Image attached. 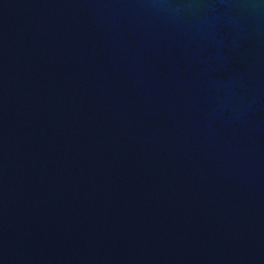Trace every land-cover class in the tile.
I'll return each instance as SVG.
<instances>
[{"label":"water","instance_id":"95a60500","mask_svg":"<svg viewBox=\"0 0 264 264\" xmlns=\"http://www.w3.org/2000/svg\"><path fill=\"white\" fill-rule=\"evenodd\" d=\"M0 264H264V0H0Z\"/></svg>","mask_w":264,"mask_h":264}]
</instances>
